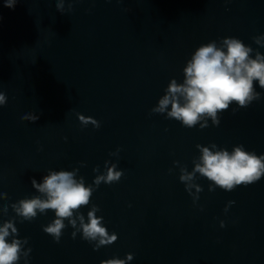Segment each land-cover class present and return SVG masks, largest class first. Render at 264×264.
Wrapping results in <instances>:
<instances>
[{
  "label": "water",
  "instance_id": "95a60500",
  "mask_svg": "<svg viewBox=\"0 0 264 264\" xmlns=\"http://www.w3.org/2000/svg\"><path fill=\"white\" fill-rule=\"evenodd\" d=\"M0 0V222L15 220L27 262L19 264H264V177L231 192L209 191L196 175L198 199L179 180L200 156L196 145L234 146L264 154V89L246 108L233 103L219 125L184 127L151 110L171 79L183 82V68L201 44L236 37L255 52L264 47V0ZM71 10L69 11V5ZM235 110V111H233ZM26 114L39 119L22 120ZM77 114L99 121L83 126ZM117 149L119 152L117 153ZM111 153H117L111 155ZM105 161L123 171L113 184L95 188L80 209L91 206L114 243L95 249L65 220L56 242L43 231L55 213L21 222L10 205L40 195L49 170L78 169L86 185L106 171ZM178 161L179 164L174 162ZM99 172H94V168ZM229 201L234 203L229 204ZM9 205L5 216L3 206ZM227 206V211L225 207ZM221 221L224 227H221Z\"/></svg>",
  "mask_w": 264,
  "mask_h": 264
},
{
  "label": "clouds",
  "instance_id": "9594fccd",
  "mask_svg": "<svg viewBox=\"0 0 264 264\" xmlns=\"http://www.w3.org/2000/svg\"><path fill=\"white\" fill-rule=\"evenodd\" d=\"M18 0H4V6L15 7ZM64 0H56V8L61 14L65 12ZM71 4L69 5V11ZM255 44L264 47V35L253 37ZM246 45L236 37H225L219 44L210 41L201 44L183 68V82L178 83L175 78L171 79L165 94L159 99L158 104L152 108L153 113H166V118L175 119L186 128H192L199 124L201 128L208 126L211 119L213 125H219L220 113L229 109L235 103L238 108L248 107L252 101L260 98L256 91V83L264 89V55ZM7 97L0 92V106L5 105ZM235 111V110H233ZM83 126L92 124L95 128L100 127L99 121L90 116L77 114ZM38 116L26 114L22 120L35 123ZM200 156L193 160L194 167L191 172L187 167L180 168L179 180L184 183L185 190L194 199H198L196 193L202 191L199 184H191L197 174L210 181L209 191L220 188L226 192L235 190L238 186H247L259 181L264 177V154L257 155L244 149L243 145L234 146L232 151L217 149V145H196ZM119 149H117V153ZM117 153H111L116 155ZM179 164L178 161L174 162ZM106 171L94 178L93 185H86L83 177H77L78 169L49 170L43 176L42 183L35 178L31 179L34 189L40 194L32 198H24L10 205L17 217L23 221L31 222L37 214H46L47 210L55 213V219L43 231L51 235L59 242L63 230L66 227L65 220L75 231L82 233V239L92 243L95 249L107 246L117 241L115 233L109 234L103 224V217L97 216L100 211L97 205H92L87 213V222L80 209L90 205L91 197L101 183L113 184L123 176V171L117 170L115 163L105 161ZM99 172V168H94ZM0 199H7L5 193H0ZM234 203L229 201V204ZM5 216L9 213V205L3 206ZM227 206L225 211H227ZM221 227L224 222L221 221ZM28 239L21 240L15 226V220L10 219L0 222V264H19L21 258L27 262L31 249L25 250L24 245ZM132 253L124 259L111 258L101 261V264H128L133 260Z\"/></svg>",
  "mask_w": 264,
  "mask_h": 264
}]
</instances>
